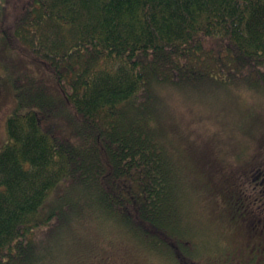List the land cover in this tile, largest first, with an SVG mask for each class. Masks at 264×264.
I'll return each mask as SVG.
<instances>
[{"label":"trees","instance_id":"16d2710c","mask_svg":"<svg viewBox=\"0 0 264 264\" xmlns=\"http://www.w3.org/2000/svg\"><path fill=\"white\" fill-rule=\"evenodd\" d=\"M15 8L0 17L3 47L42 71V82L29 79L43 102L61 100L75 131L64 133L49 105L21 110L23 98L7 116L0 264H43V250L63 246L62 227L79 247L90 216L170 264H264V117L240 115L228 142L235 163L225 166L205 159L214 149L193 156L176 147L162 97L169 88L264 90V0H19ZM195 187L220 195L263 254L205 263L182 223ZM107 250L89 263L109 259Z\"/></svg>","mask_w":264,"mask_h":264},{"label":"rangeland","instance_id":"374dc122","mask_svg":"<svg viewBox=\"0 0 264 264\" xmlns=\"http://www.w3.org/2000/svg\"><path fill=\"white\" fill-rule=\"evenodd\" d=\"M8 1L0 0V17L8 11L7 9L13 10L19 0H10L6 7ZM41 74V70L32 67L14 51L4 48L0 36V147L7 140L6 118L21 103H25L20 107L21 110L32 105L41 111L43 106L49 105L54 113L57 111V116L60 115L58 121L63 132L71 135L75 131L73 114L68 113V109L64 107L61 100L43 102L41 84L35 82L36 85L29 79L30 75H34L42 82ZM229 89L205 87L180 91L169 88L163 91L166 130L177 148L188 152L187 155L192 153L193 156L214 149L217 152L211 151V154H205V159L214 157L225 166L235 163L234 155L229 153V149L230 151L236 149L228 142L235 134L239 135L236 124L241 114L252 111L263 120L264 90L255 91L244 87H229ZM51 95L56 98V91L51 90ZM19 98H23L21 103ZM190 204L192 210L182 223L187 225L191 240L204 250L201 254L205 263L209 261L216 263L227 255L263 254L261 246L247 242L243 235V228L240 226V218L237 214L230 213L220 195L214 198L205 194L202 187H195L190 195ZM55 216L56 214H53L51 218ZM87 224H89L88 227H86ZM84 225L77 248L66 243L70 237L68 227L59 226L62 227L65 242L62 247L55 249L53 254L51 251L43 250V264H79L76 259L78 252L85 264L87 262L88 264H170L167 259L160 256V253L157 254L153 250L147 251L138 243L133 245L128 240L125 245L124 239H130L131 236L127 237L124 233L118 232L120 228L113 224V221H96L90 216L88 223ZM49 226L47 224L42 227L48 229ZM56 235L57 229H54L50 233V240L58 236ZM118 237L123 245H116ZM111 247L113 252L109 259L92 260L89 263L93 257L103 253L108 254L106 251H109L107 249ZM231 261L230 264H236L232 259Z\"/></svg>","mask_w":264,"mask_h":264}]
</instances>
